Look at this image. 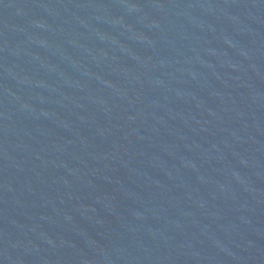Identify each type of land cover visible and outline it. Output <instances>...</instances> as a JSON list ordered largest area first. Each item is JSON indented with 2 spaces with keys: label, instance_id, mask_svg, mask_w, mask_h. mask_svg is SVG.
I'll return each mask as SVG.
<instances>
[{
  "label": "water",
  "instance_id": "obj_1",
  "mask_svg": "<svg viewBox=\"0 0 264 264\" xmlns=\"http://www.w3.org/2000/svg\"><path fill=\"white\" fill-rule=\"evenodd\" d=\"M0 264H264V0H0Z\"/></svg>",
  "mask_w": 264,
  "mask_h": 264
}]
</instances>
